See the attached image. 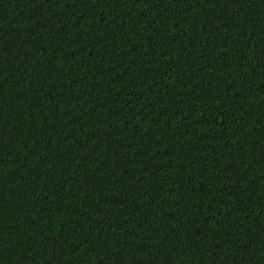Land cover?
I'll use <instances>...</instances> for the list:
<instances>
[{"label": "trees", "instance_id": "1", "mask_svg": "<svg viewBox=\"0 0 264 264\" xmlns=\"http://www.w3.org/2000/svg\"><path fill=\"white\" fill-rule=\"evenodd\" d=\"M0 264H264V0H0Z\"/></svg>", "mask_w": 264, "mask_h": 264}]
</instances>
